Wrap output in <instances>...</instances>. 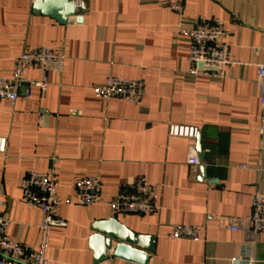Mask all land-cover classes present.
<instances>
[{"label": "crops", "instance_id": "1", "mask_svg": "<svg viewBox=\"0 0 264 264\" xmlns=\"http://www.w3.org/2000/svg\"><path fill=\"white\" fill-rule=\"evenodd\" d=\"M34 2L0 0V76L9 77L15 57L30 47L63 51L66 61L62 74H49L45 94L33 88L15 105L0 100V136L8 139L0 153V199L11 219L8 236L38 247L43 215L26 202L21 180L56 165L64 201L75 199L79 177L100 176L107 196L145 177L159 190L160 210L114 215L102 204H64L67 226L51 232V264H135L115 257L114 248L95 261L92 225L110 217L156 237L149 264H251L252 258L264 264V234L248 239L226 227V217L249 215L253 194L264 192V173L253 168L264 0H84L82 22L73 17L66 24L34 13ZM198 16L226 22L231 58L240 62L227 68L226 79L188 74L190 41L178 28L193 27ZM29 75L40 78L36 69ZM110 76L141 79L145 96L139 103L97 97L93 87ZM172 125L198 128L199 135L172 136ZM192 155L200 165L189 163ZM176 224L199 225L201 241L170 238Z\"/></svg>", "mask_w": 264, "mask_h": 264}, {"label": "built area", "instance_id": "2", "mask_svg": "<svg viewBox=\"0 0 264 264\" xmlns=\"http://www.w3.org/2000/svg\"><path fill=\"white\" fill-rule=\"evenodd\" d=\"M169 7L178 13L183 12V5L170 1ZM178 34L190 41L189 75L207 76L221 80L227 78V68L240 64L231 58V45L226 22L220 18L198 16L191 28H178ZM264 50V47H263ZM66 54L50 47H30L15 57L9 77L0 76V100L15 105L19 97L29 98L33 88H39L45 94L50 86L49 74H62L65 69ZM36 69L40 78H32L29 71ZM256 83L260 94V126L257 160L254 169L264 173V61L257 65ZM97 97L118 99L129 103H139L145 96V84L141 79H129L110 76L106 82L93 87ZM170 135L197 138L198 128L172 125ZM7 137L0 136V153H6ZM189 163L200 165L197 155L189 158ZM245 168L251 165L244 163ZM55 165L46 172L29 171L22 178L21 186L26 202L38 208L42 215L39 225L40 241L36 249H27L21 242L7 234L11 224L6 202L0 199V264H51L47 256L51 232L58 227H66L67 221L60 215L64 204L79 205L102 204L109 207L114 215H156L160 210V193L156 185L145 177H138L134 182L123 183L117 193L107 196L100 176H83L74 183L75 199L64 201L59 194L60 176ZM251 213L241 217H226V227L231 231H243L248 239H255L264 234V192L257 190L252 196ZM202 228L195 224H176L169 237L193 242L201 241ZM255 258L249 259L254 263Z\"/></svg>", "mask_w": 264, "mask_h": 264}, {"label": "water", "instance_id": "3", "mask_svg": "<svg viewBox=\"0 0 264 264\" xmlns=\"http://www.w3.org/2000/svg\"><path fill=\"white\" fill-rule=\"evenodd\" d=\"M84 10V0H35L33 5L34 13L53 17L64 24L73 17L82 22L81 13ZM200 147L199 144V151ZM202 171L205 173V169ZM92 229L90 247L95 252L96 262L108 259L109 250L114 248L115 257L135 264H149L150 254L155 251L154 235L136 233L116 217L95 221Z\"/></svg>", "mask_w": 264, "mask_h": 264}]
</instances>
